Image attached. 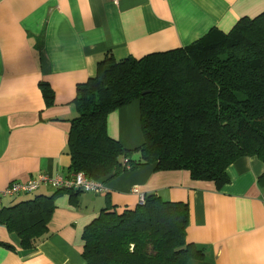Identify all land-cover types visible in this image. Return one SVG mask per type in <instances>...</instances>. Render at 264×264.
Instances as JSON below:
<instances>
[{
  "label": "crops",
  "instance_id": "obj_1",
  "mask_svg": "<svg viewBox=\"0 0 264 264\" xmlns=\"http://www.w3.org/2000/svg\"><path fill=\"white\" fill-rule=\"evenodd\" d=\"M262 13L264 0H0V189L41 175H69L77 87L96 75L105 57L140 59L185 48ZM41 83L53 93L51 105ZM107 131L123 148H140V102L111 113ZM155 166L106 181L102 195L56 194L43 185L32 195L3 199L2 209L54 196V210L48 233L33 249L22 248L0 224V264H85V228L106 208H134L133 189L189 205L187 241L203 253L191 264H264V160L235 161L220 191L186 171L157 172Z\"/></svg>",
  "mask_w": 264,
  "mask_h": 264
},
{
  "label": "trees",
  "instance_id": "obj_2",
  "mask_svg": "<svg viewBox=\"0 0 264 264\" xmlns=\"http://www.w3.org/2000/svg\"><path fill=\"white\" fill-rule=\"evenodd\" d=\"M40 86L51 105L49 85ZM134 101L140 102L145 141L132 151L108 135L107 119ZM74 102L68 176L106 184L153 164L157 172L186 171L220 191L230 183L228 168L235 161L264 160V13L240 19L228 33L214 29L185 48L122 61L109 55L94 77L78 85ZM144 197L134 208L104 209L85 228V264L202 259L187 241L189 205ZM53 210L54 196H36L0 210V224L21 239L22 248L33 249L48 233Z\"/></svg>",
  "mask_w": 264,
  "mask_h": 264
},
{
  "label": "built area",
  "instance_id": "obj_3",
  "mask_svg": "<svg viewBox=\"0 0 264 264\" xmlns=\"http://www.w3.org/2000/svg\"><path fill=\"white\" fill-rule=\"evenodd\" d=\"M117 3L118 0H110ZM43 185H50L56 189L74 190L82 193L102 195L107 192L106 185L101 181H95L87 178L83 174H76L72 176H57L51 178L47 175H41L37 179H32L26 183L14 182L6 189H0V210L2 208V200L5 198H18L27 196L37 192ZM133 193L139 197V202H144V195L138 189H133ZM264 204V198H263Z\"/></svg>",
  "mask_w": 264,
  "mask_h": 264
},
{
  "label": "water",
  "instance_id": "obj_4",
  "mask_svg": "<svg viewBox=\"0 0 264 264\" xmlns=\"http://www.w3.org/2000/svg\"><path fill=\"white\" fill-rule=\"evenodd\" d=\"M144 94H146V93H144Z\"/></svg>",
  "mask_w": 264,
  "mask_h": 264
}]
</instances>
